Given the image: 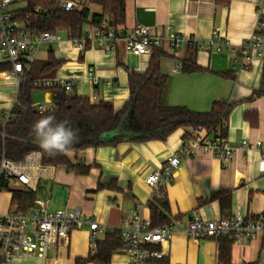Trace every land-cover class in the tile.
Returning a JSON list of instances; mask_svg holds the SVG:
<instances>
[{"label":"crops","instance_id":"1","mask_svg":"<svg viewBox=\"0 0 264 264\" xmlns=\"http://www.w3.org/2000/svg\"><path fill=\"white\" fill-rule=\"evenodd\" d=\"M29 2L23 0L15 8H26ZM89 4L85 9L102 13L100 6ZM261 15L264 17V0H126V28L149 27L153 34L185 35L197 42L195 61L203 69L199 73L182 71L181 63L189 58L190 48L186 47L178 57L167 44L159 50L164 54L161 69L169 77L166 105L205 113L215 102L237 104L228 120L227 141L237 150L232 161L225 167L216 156L203 151L185 160L165 190L171 219L187 221L193 213L205 220L236 213L248 216L258 197L264 205V172L260 164V152L264 153V97L247 101L262 87L264 61L242 71L239 51L255 33ZM56 35L61 42L41 44L32 68L53 56L62 64L52 78L46 79L76 80L74 92L93 104L111 103L120 110L130 99L129 74H146L149 70L152 57L132 53L123 42L114 52L94 49L80 53L66 42L67 31ZM6 63L0 54V64ZM3 73L0 72L1 113L14 107L19 93L17 82L5 81ZM38 79L41 77L36 72L35 81ZM57 95L58 91L39 89L33 94L34 106L45 105L51 111L58 104ZM249 114L258 115L257 127L246 119ZM184 134L185 130L180 129L166 142L68 151L69 161L89 167V173L81 175L64 166L36 165L31 170L35 190L40 188L42 197L51 199L52 211L80 209L112 231L119 229L123 219L131 217L140 204L145 205L143 217L151 221L149 203L153 192L146 179L181 151ZM243 141L252 145L262 142V147L260 151L243 149ZM12 186L11 189L20 188ZM220 192H231L224 213L219 200L206 203ZM12 200L11 192L0 193V215L13 211ZM152 250L164 254L162 260L152 264H264V238L232 240L229 258H221L218 240H196L183 231ZM90 253L88 230H77L64 245H53L47 258L27 257L11 264H77L78 259ZM111 264H129V258L122 252L113 256Z\"/></svg>","mask_w":264,"mask_h":264},{"label":"built area","instance_id":"2","mask_svg":"<svg viewBox=\"0 0 264 264\" xmlns=\"http://www.w3.org/2000/svg\"><path fill=\"white\" fill-rule=\"evenodd\" d=\"M22 1L0 0V54L11 65V69L3 73L2 77L5 81H16L18 86L27 80L36 60L37 48L43 43L61 42L56 34L32 29L34 24L44 17L53 18L56 12L73 13L85 9L81 0H51L54 4L52 10L44 6L33 9H28V6L23 9L15 8ZM263 20L261 15L255 33L239 49L242 54V71L250 70L255 63H262L264 60V37L260 34L264 29ZM88 27L76 33L67 32L66 42L80 53L94 49L114 52L118 43L123 42L132 53L149 57L167 44L178 57L186 47L194 49L198 46L196 41L185 35L153 34L149 27L128 29L124 25H114L107 17L98 25ZM35 84L48 91L62 89L67 93L77 88L76 80L41 78ZM97 84L98 81L94 80V85ZM35 108L41 115L50 111L45 105ZM11 118L12 109L0 112V123L4 126ZM241 146L243 149L260 151L262 142L252 145L243 141ZM199 151L216 156L223 166L228 167L237 150L227 139L222 138L221 132L209 134L203 129L192 132L190 140L183 138L181 151L170 157L161 170L146 179V184L153 192L152 200L165 196L166 188L173 182L182 163L196 157ZM260 153L261 169L264 172V153ZM41 164L42 156L39 153L28 155L23 162L3 158L0 162V193L8 191L14 184L35 192L31 170ZM51 205V199L43 198L37 200L35 207L28 213L11 211L0 215V264H11L18 259L33 256L47 258L53 245H64L74 231L85 229L90 235L91 253H95L101 236L112 231L101 226L92 217L85 216L80 209L52 211ZM144 209L145 205H138L132 216L123 219L121 227L116 230L126 243L124 252L129 258V264H152L153 261L162 260L163 252L152 248L169 243L180 231L196 240L226 237L242 242L264 238V205L259 197L248 216L236 213L228 218L205 220L193 213L187 221L174 219L169 224L158 227H152L151 221L143 217Z\"/></svg>","mask_w":264,"mask_h":264},{"label":"trees","instance_id":"3","mask_svg":"<svg viewBox=\"0 0 264 264\" xmlns=\"http://www.w3.org/2000/svg\"><path fill=\"white\" fill-rule=\"evenodd\" d=\"M102 8L101 14H93L88 8L82 12H56L53 18H41L32 29L39 32L57 34L64 30L69 33L81 31L85 25L96 26L106 16H110L116 26L125 23L126 0H88ZM44 6L52 10L51 0H30L28 9ZM264 24V20H263ZM264 37V29L260 32ZM197 49L190 50L188 59L183 60L182 71L185 74L202 72L195 61ZM164 54L156 50L152 55L150 67L146 74H129L130 99L120 109L116 110L111 103H91L90 99L79 97L74 91L67 93L58 90L62 97L61 103L53 110L41 115L33 103V94L44 88L35 84V73L41 78H52L62 62L53 56L43 64H36L31 69L27 80L20 84L17 103L12 108V118L6 126L0 123V162L8 158L16 162H23L32 153L42 156V165L51 167H67L81 175H87L89 167L73 165L67 156L68 151H82L117 147L120 144H145L152 141L166 142L178 130L184 129L185 140L191 139V133L205 130L209 134L221 132L223 139L228 136V120L237 104L215 102L211 111L199 113L186 107H173L164 103L167 93L169 77L161 69ZM264 61V60H263ZM11 69L9 63L0 64V72ZM48 91V90H46ZM264 97V65L263 83L260 90L255 91L247 101H254ZM54 116L55 122H66V126L77 133L76 140L66 151L51 154L39 147L32 130L34 123L45 116ZM246 119L251 126H258V115L249 114ZM13 194L12 208L15 212L28 213L35 207V202L42 197L41 189L36 192L23 187L7 189ZM231 192L213 194L207 202L219 200L222 212L227 210ZM152 227L169 224L174 219L168 215L169 203L166 195L149 203ZM227 218V217H224ZM220 243L221 258H229L232 248L230 238L217 239ZM126 243L118 231H111L100 240L95 253L85 259H78L77 264H111L114 255L124 252ZM153 249V248H152ZM155 249V248H154ZM154 263V261H153Z\"/></svg>","mask_w":264,"mask_h":264},{"label":"clouds","instance_id":"4","mask_svg":"<svg viewBox=\"0 0 264 264\" xmlns=\"http://www.w3.org/2000/svg\"><path fill=\"white\" fill-rule=\"evenodd\" d=\"M35 141L44 151L56 154L66 151L77 138V133L66 122H55L54 116H45L37 120L32 128Z\"/></svg>","mask_w":264,"mask_h":264},{"label":"rangeland","instance_id":"5","mask_svg":"<svg viewBox=\"0 0 264 264\" xmlns=\"http://www.w3.org/2000/svg\"><path fill=\"white\" fill-rule=\"evenodd\" d=\"M81 2L83 3V5L85 6V8L87 7V5L89 4V1L88 0H81ZM90 5V4H89ZM107 18H110V16H106Z\"/></svg>","mask_w":264,"mask_h":264},{"label":"water","instance_id":"6","mask_svg":"<svg viewBox=\"0 0 264 264\" xmlns=\"http://www.w3.org/2000/svg\"><path fill=\"white\" fill-rule=\"evenodd\" d=\"M61 101H62V97L60 96V95H57V96H55V102L56 103H61Z\"/></svg>","mask_w":264,"mask_h":264}]
</instances>
